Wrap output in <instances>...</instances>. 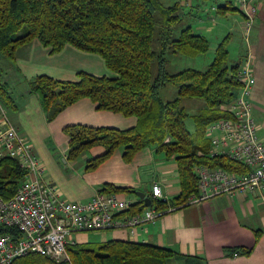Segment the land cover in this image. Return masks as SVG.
I'll return each mask as SVG.
<instances>
[{
	"label": "trees",
	"instance_id": "1",
	"mask_svg": "<svg viewBox=\"0 0 264 264\" xmlns=\"http://www.w3.org/2000/svg\"><path fill=\"white\" fill-rule=\"evenodd\" d=\"M176 9V6H163L160 0H0V56L13 61L17 47L37 39L43 47L49 48L51 54L60 52L65 45L97 54L105 67L115 74L108 77L78 72L73 81H59L41 75L34 79L31 91L38 95L48 121L82 98L90 99L98 110L135 117L136 124L124 130L79 124L64 127L68 137L66 157L73 160L89 148L101 145L104 152L86 160L85 169L92 170L118 147L123 148L125 161L148 147L173 156L181 191L170 203L150 199V206L158 211L180 207L191 194L197 193L196 166L218 167L234 173L248 171V167L225 155L211 156L209 144L203 143L207 125L228 118V114L219 108L230 102L241 86L238 65L227 64L226 41L223 40L217 45L214 58L206 69L185 68L168 72L167 55L181 52L196 56L209 49L206 37L193 33L188 25L179 28ZM156 12H160V19L155 16ZM1 71L0 67V74ZM164 87L174 88L176 95L173 99L163 101L159 97V91ZM185 97L200 99L206 106L205 111L190 116L194 124L192 133L186 126L189 115L181 103ZM0 102L6 108L16 109L2 76ZM24 175L25 170L15 160L0 159V197L10 198ZM99 191L120 193L129 189L104 184ZM144 207L143 203H136L129 212ZM0 232L15 233L8 228H2ZM227 249L233 255H248L252 251V248L240 247ZM66 253L68 259L60 262L28 253L10 264L194 261L174 250L150 243L117 240L73 243L66 246Z\"/></svg>",
	"mask_w": 264,
	"mask_h": 264
},
{
	"label": "crops",
	"instance_id": "2",
	"mask_svg": "<svg viewBox=\"0 0 264 264\" xmlns=\"http://www.w3.org/2000/svg\"><path fill=\"white\" fill-rule=\"evenodd\" d=\"M212 2L217 4L213 12L217 13L215 20H211V24L199 21L198 32L192 30V25L188 26L193 33L214 43V55L217 45L225 40L228 65H238V69L247 65L251 69L254 77L249 93L251 115L258 136L264 140V0H250L256 6V14L248 30L244 14L231 9L235 7H228L231 6L230 0ZM209 47L211 49L210 44ZM1 67L2 80L8 85L16 109L6 111L1 102L0 106L8 113L9 122L31 144L43 169L44 181L56 186L62 198L85 202L104 184L129 189L117 194L137 204L143 201L140 202L135 191L153 199V183L161 186L165 202L170 203L180 194L177 164L173 156H167L155 147L137 151L128 161L123 159V148L118 147L92 170L85 169L86 160L101 155L104 152L101 145L89 148L73 160L67 159L68 137L63 131L64 127L79 124L124 130L133 127L137 120L120 113L98 110L94 102L82 98L48 121L40 99L31 91V86L33 80L41 75L59 81H73L78 72L114 77L115 74L105 67L100 56L71 45H65L60 52L51 54L48 47L33 39L17 47L13 61L2 59ZM161 90L169 91L172 96L170 87ZM202 105L206 108L204 102ZM221 107L219 109L222 111ZM92 233L100 236V242L150 243L194 259L190 263L172 259L167 264H264V196L248 191L221 194L197 204L166 209L154 224L144 223L134 232L119 229ZM89 234L75 233L76 243L90 242ZM234 247L252 248V251L248 255H233L227 248Z\"/></svg>",
	"mask_w": 264,
	"mask_h": 264
},
{
	"label": "built area",
	"instance_id": "3",
	"mask_svg": "<svg viewBox=\"0 0 264 264\" xmlns=\"http://www.w3.org/2000/svg\"><path fill=\"white\" fill-rule=\"evenodd\" d=\"M234 1L245 16L248 30L253 24L256 6L250 0ZM237 76L241 83L239 92L221 107L228 118L209 123L205 137L209 140L211 156L225 155L248 167V171L234 173L218 167L196 166L197 193L191 194L183 205L235 191L264 196V140L257 134L249 101L254 77L247 65L238 69ZM0 119V159L11 158L25 170L16 192L8 199L0 197V229L15 232H0V264H10L28 253L56 261L67 260L66 246L73 244L71 237L75 233L119 229L134 232L144 223L154 224L162 214L163 211L150 205L130 213L136 203L114 192L98 191L85 202L62 198L56 186L44 181L43 169L31 144L9 122L1 106ZM151 197L165 201L159 184H152Z\"/></svg>",
	"mask_w": 264,
	"mask_h": 264
},
{
	"label": "rangeland",
	"instance_id": "4",
	"mask_svg": "<svg viewBox=\"0 0 264 264\" xmlns=\"http://www.w3.org/2000/svg\"><path fill=\"white\" fill-rule=\"evenodd\" d=\"M219 1L222 3L225 2V0H219ZM230 1H231L230 2L231 6H228V7L237 8V6L234 3L235 1L234 0H230ZM160 2L162 3L163 6H176L177 7L175 14H177L180 19L179 21L180 29L184 28L187 25H192V28H193L192 30L194 32H198L199 30L197 28H198L199 21H203V22H210L211 20L214 21L215 15H217V13H213L216 10L214 11L211 10L212 7L216 8V5H217L215 2H212V0H160ZM219 15H222V14H219ZM155 16L157 17V19H160L161 18L160 12H156ZM157 28H159V26ZM209 44L211 45V49H208L207 52L198 54L196 56L186 55L181 52L176 53V54L167 55V59H168V63L166 65L167 71L170 73H174V72H177L185 68H192V69H197L201 71L206 69L210 65L212 58L214 56V43L212 44L209 41ZM154 48L156 49L157 45L154 46ZM2 59H6V58L0 56V67L2 64ZM0 76H3V70L1 71ZM170 88L172 89V96L169 95L168 93L169 91H164V90L159 91V97L163 101L171 100L175 97L174 95L176 94H175L174 88L172 87ZM202 104H203V101L200 99L189 98V97L183 98L182 105L185 106L186 111L189 115V117L186 119V126H187V129L191 133L194 131V124L190 116H193V115L199 114L202 111H205L206 108L202 107L203 106ZM4 108L5 110L6 109L10 110V108H6V107ZM7 114L8 113H5L6 117L8 118ZM208 141L209 140L205 137V141H203V143H208ZM99 237L100 236H94L92 232H90V234L88 235L90 243L100 242L101 238ZM68 240L70 241V238H68ZM71 240L73 243H76V241H78L77 237L74 235L71 237ZM57 262H60V261H57Z\"/></svg>",
	"mask_w": 264,
	"mask_h": 264
},
{
	"label": "water",
	"instance_id": "5",
	"mask_svg": "<svg viewBox=\"0 0 264 264\" xmlns=\"http://www.w3.org/2000/svg\"><path fill=\"white\" fill-rule=\"evenodd\" d=\"M134 194H135L139 199L143 200L145 206H149V205H151V200H150V198L146 197L145 194L140 193V192H136V191L134 192Z\"/></svg>",
	"mask_w": 264,
	"mask_h": 264
}]
</instances>
